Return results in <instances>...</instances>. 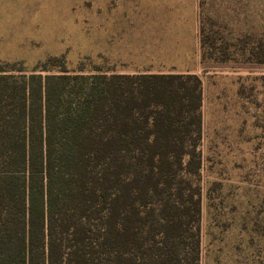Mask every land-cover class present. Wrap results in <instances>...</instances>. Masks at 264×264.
Segmentation results:
<instances>
[{
	"label": "trees",
	"instance_id": "obj_1",
	"mask_svg": "<svg viewBox=\"0 0 264 264\" xmlns=\"http://www.w3.org/2000/svg\"><path fill=\"white\" fill-rule=\"evenodd\" d=\"M219 40L200 25L202 60ZM202 102L193 72L0 61V264H200Z\"/></svg>",
	"mask_w": 264,
	"mask_h": 264
},
{
	"label": "rangeland",
	"instance_id": "obj_2",
	"mask_svg": "<svg viewBox=\"0 0 264 264\" xmlns=\"http://www.w3.org/2000/svg\"><path fill=\"white\" fill-rule=\"evenodd\" d=\"M200 25L236 43L235 58L202 60ZM117 30L126 51L150 37L162 62L202 80L200 264H264V64L237 41L264 40V0H0V61L126 69L103 54Z\"/></svg>",
	"mask_w": 264,
	"mask_h": 264
},
{
	"label": "crops",
	"instance_id": "obj_3",
	"mask_svg": "<svg viewBox=\"0 0 264 264\" xmlns=\"http://www.w3.org/2000/svg\"><path fill=\"white\" fill-rule=\"evenodd\" d=\"M121 31L117 30L116 33H112L109 36V43L110 47L107 52V45L105 46L104 50V56H110V60L113 62H120L121 65L124 66L126 63L128 67L126 69L122 67H110V70L120 72V73H186L190 72L187 68L184 69L182 67H177L179 64H175L174 62L165 63L166 59V53H163L164 61L160 60L158 56L156 55V52L154 49H152V43L150 41V37H148V40L146 41V44H143L142 41H140L137 45V42L134 45L133 50L131 48H128L129 50L126 51L124 47V37L121 35ZM181 37V33L179 32V36L177 42H179ZM176 42V41H175ZM175 56L174 54H172ZM183 56L182 52L176 53V56ZM158 59L162 62L161 65L163 67L167 66L165 70L160 69H154L155 64H158ZM132 65V66H129Z\"/></svg>",
	"mask_w": 264,
	"mask_h": 264
}]
</instances>
